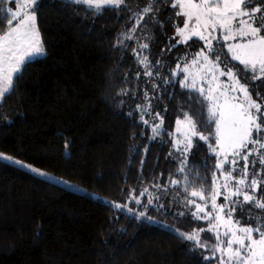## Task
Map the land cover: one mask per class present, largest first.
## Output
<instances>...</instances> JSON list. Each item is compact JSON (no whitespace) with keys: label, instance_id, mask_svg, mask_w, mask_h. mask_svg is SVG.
Wrapping results in <instances>:
<instances>
[{"label":"trees","instance_id":"16d2710c","mask_svg":"<svg viewBox=\"0 0 264 264\" xmlns=\"http://www.w3.org/2000/svg\"><path fill=\"white\" fill-rule=\"evenodd\" d=\"M146 2L129 0L128 8L135 11ZM42 4L38 17L47 55L31 63L17 90L0 104V152L114 202H126L133 189L137 196L145 187L155 191L151 185L156 179L167 183L178 164L167 158L169 143L146 139L152 135L151 128L139 122L136 105L145 103L144 92L148 91L155 110L164 118L162 133H174L176 120L183 118L181 111H188L187 90L178 84L168 86L169 96L161 85L154 93L153 78L143 75L144 68L131 51L137 42L127 41V51L113 47L117 35L130 26L127 12L118 16L106 10L93 19L92 15L85 18L84 12L76 14V6L66 0H42ZM176 11L164 6L160 19L167 22L162 28L149 25L146 32L137 30L141 42L146 34L152 37L145 54L153 65L160 60L168 68L183 53L194 55L203 43H194V38L169 51L179 39H171L181 17L175 16ZM155 71L154 67V75ZM160 72L169 77L167 69ZM154 82L160 83L159 79ZM241 82H245L243 78ZM121 89H127L129 95H118ZM260 91L264 95V87ZM252 94L255 99V92ZM202 118L204 123L198 128L211 142L215 124L208 123L206 108ZM163 139L170 138L164 135ZM199 143V151L193 149L196 163L211 155L207 144ZM207 162L208 168L201 169L206 188L212 186L215 157ZM175 192L170 188L165 199L171 201ZM180 192L184 194L182 188ZM148 212L183 231L205 226L190 215L166 216L154 207ZM187 243L158 223L137 221L106 202L0 161V264H215L203 261L205 252H193Z\"/></svg>","mask_w":264,"mask_h":264},{"label":"snow or ice","instance_id":"6c2138e0","mask_svg":"<svg viewBox=\"0 0 264 264\" xmlns=\"http://www.w3.org/2000/svg\"><path fill=\"white\" fill-rule=\"evenodd\" d=\"M66 3L76 6V14L84 12L85 18L92 15L95 19L106 10L118 16L127 12L130 26L117 35L113 47L127 51L130 48L127 41L137 42V47L131 51L138 64L143 66V75L153 78L154 93L161 85L165 86L163 91L169 96L172 94L168 92V86L174 88L178 84L187 90L185 106L188 111L182 110L183 119L176 120L178 137L170 131L162 133L164 118L155 110L148 91L144 92L145 103L136 105V110L141 113L139 122L151 128L152 135L146 139L149 142L159 139L161 145L170 144L167 158L178 164L176 173L169 174L167 183L161 184L157 178L151 185L159 194L149 193L145 187L137 196L133 189L126 202H108L110 207L133 215L137 221L143 219L149 223H161L149 214L150 207L166 216L190 215L192 219L208 221L207 228H196L191 232H183L173 225L163 226L188 242L191 251L203 249L208 253H202L203 261L264 264V95L260 91L264 87V0H147L135 11L128 8L129 0H66ZM164 6L176 9L175 16L184 17L182 26L174 24L175 36L171 39H179L170 45L169 51L194 38V43L203 42L190 62L186 53L182 58L185 61L183 67L177 63L169 77L161 76L163 64L160 60L153 65L145 54L152 37L146 34L141 42V37L136 35L137 30L146 32L149 25L163 27L167 22L160 19ZM42 7V0H0V104L17 90L18 82L31 63L47 55L38 17ZM140 75L137 72V78ZM178 75L182 79H177ZM220 77L227 80L222 81ZM154 79H159L160 83H155ZM255 81H261V84L255 85ZM118 95H129V91L121 89ZM205 108L208 123L215 124L211 142L210 137L198 128L204 123ZM163 111L166 112L167 107ZM156 120L159 123L153 122ZM164 135L170 138L169 141L163 139ZM200 141L207 144L211 155L196 163L193 149L199 151ZM64 147L67 150V142ZM144 152H148L147 144ZM212 157H215L212 186L206 188L201 169L208 168L207 160ZM0 161L17 165L37 177L73 187L68 181L59 180L13 155L0 152ZM144 163L141 159V167ZM216 172L223 176L222 185L217 184ZM170 186L175 187L176 192L168 201L165 197L170 194ZM221 187L224 193H221ZM189 188L192 189L190 192ZM222 194L224 203L218 204L217 198ZM145 195L149 196L146 203L140 199ZM192 197H199L204 204L197 203ZM129 202L141 205L143 210L135 211L128 206ZM173 205L183 210H173ZM209 206L210 211L207 210ZM221 226L224 228L222 233ZM205 231L215 234V243L201 240L200 234Z\"/></svg>","mask_w":264,"mask_h":264},{"label":"rangeland","instance_id":"374dc122","mask_svg":"<svg viewBox=\"0 0 264 264\" xmlns=\"http://www.w3.org/2000/svg\"><path fill=\"white\" fill-rule=\"evenodd\" d=\"M183 20H184V17L181 16V17L179 18V22H178V24H179L180 26H182ZM174 33H175V32H174ZM177 38H179V37H177ZM185 54H186V53H183L182 56H181V58H180V59H179L174 65H172V66H170V67H168V68H167V66H165V63H163V71H164V69H167V70H168V74H169V76H170V75H171V71H172L173 69H176V65H177V63H180V64H181V67H183L185 61H184L182 58L185 57ZM191 57H192V55H188V60H189V62H190ZM153 69H154V68H153ZM193 71H195V69H193ZM176 78H177V79H182V76H181V75H178ZM220 79H221L222 81H226V80H227L226 77H220ZM198 85H199V82H198ZM150 98H151V97H150ZM222 99H223V98H221V102H222ZM145 119H150V117L145 116ZM182 119H183V118H182ZM153 122H154V123H159V120H156V121H153ZM176 127H177V125H176ZM181 127L183 128V127H185V126L182 125ZM174 134H175L177 137L179 136V133H176V128H175V130H174ZM249 147H251V146H249ZM250 159H252V158L250 157ZM241 164H243V161H241ZM227 167H228V166L226 165L225 168H227ZM257 167H259V165H257ZM25 170H26V169H25ZM45 171H46V170H45ZM47 172L50 173L52 176L56 177V178L59 179V180H62V181H68L69 184H71L73 187L68 188V187H66V185H65L63 182H61V183H56V182H54V181L46 180L45 178H42V177H39V178H41V179H43V180H46V181H49V182H52V183L57 184V185H59V186H62V187H64V188H66V189H69V190H72V191L78 192V193H80V194H83V195L89 196V197H91V198H93V199H97V200H100V201H103V202H106V203H108V202H114V201H112V200H109V199H107V198L102 197L101 195H99V194H97V193H91V192L88 191L86 188H84V187L78 185V184L75 183V182H72V181L67 180V179H65V178H63V177L57 176V175H55V174H53V173H51V172H49V171H47ZM216 177H217V184H218V185H222V184H223V176L220 174V172L217 173ZM170 188H171V189H174L175 187L170 186ZM182 190H183V189H182ZM190 191H191V190H189V192H190ZM220 191H221V193H224V192H225V190H224L222 187L220 188ZM149 193L159 194L158 191H157V189H156L155 191H149ZM205 195H207V194H205ZM145 196H146V200H145V203H146V202H147V199H149V196H148V195H145ZM181 196H183V194H182ZM143 197H144V196H143ZM143 197H140V199H141L142 202H143ZM179 198H180V197H177V199H179ZM172 199H173V197L171 198V200H172ZM192 199H194L197 203L204 204V201L200 200L199 197H192ZM217 203H218V204L224 203V196H223V194L220 195V196H218V198H217ZM108 204H109V203H108ZM121 204H123V203H121ZM209 205H210V202H209ZM128 206L134 208L135 211H141V210L138 209V206L140 207L141 205H137V204H135L134 202H129V205H128ZM175 207H176L175 210H183V209L178 208L177 205H175ZM142 210H143V209H142ZM193 210H195L194 207H193ZM207 210H208V211L211 210V209H210V206H209V208H208ZM257 211H259V210H257ZM201 221L205 224V226H204L203 228H207V226H208V221H205V220H201ZM158 224H160V225L163 226V225H165V224H167V223H158ZM167 225H170V224H167ZM174 227H175V226H174ZM175 228H176V227H175ZM181 231H183V230H181ZM191 231H193V230H191ZM191 231H183V232H191ZM223 231H224V228H223V226H221V228H220V232L222 233ZM200 235H201V240H202V241H206V242H208V243H210V244L215 243V234H214V233H212V232H208V231H205V232L201 233ZM202 250H203V249H202ZM203 251H204V250H203ZM205 254H208V253H205Z\"/></svg>","mask_w":264,"mask_h":264}]
</instances>
